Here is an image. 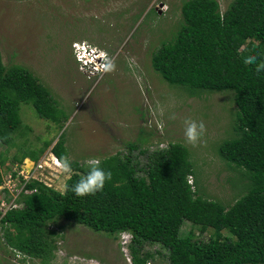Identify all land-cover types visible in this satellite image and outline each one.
<instances>
[{
    "label": "trees",
    "instance_id": "obj_1",
    "mask_svg": "<svg viewBox=\"0 0 264 264\" xmlns=\"http://www.w3.org/2000/svg\"><path fill=\"white\" fill-rule=\"evenodd\" d=\"M181 16L172 39L152 53L151 66L167 83L185 86L193 96L233 93V136L217 151L234 165H222L221 171L237 167L249 173L246 188L228 204L207 198L188 146L169 142L140 166L132 151L146 149L128 142L127 154L99 160L111 179L95 194L77 196L70 190L89 167L74 160L63 191L29 179L25 188L32 192H22L21 206L0 217L13 259L36 257L43 264L55 248L57 232L49 225L65 219L114 237L130 232L132 264H148L158 251L146 247L155 244L166 250L169 264H264V72L255 71V63L264 60V0H231L224 10L218 0H185ZM247 54H256L257 60L245 63ZM22 103L56 124L65 118L41 80L21 65H5L0 52V143H12L22 126ZM51 143L16 159L38 160ZM65 144L60 135L52 146L60 160L68 153ZM185 223L188 230L182 229ZM208 230V238L201 237Z\"/></svg>",
    "mask_w": 264,
    "mask_h": 264
},
{
    "label": "rangeland",
    "instance_id": "obj_2",
    "mask_svg": "<svg viewBox=\"0 0 264 264\" xmlns=\"http://www.w3.org/2000/svg\"><path fill=\"white\" fill-rule=\"evenodd\" d=\"M184 1L0 0L3 63L21 65L37 76L65 114L56 124L40 118L30 103H22V126L13 133L12 143H0V159H4L0 167L20 162L16 158L60 135L67 143L69 160L88 165L116 152L127 154L128 142H140L145 152L133 150L132 155L144 166L153 151L167 148L169 142H181L188 146L198 180L204 183L202 194L223 204L235 201L246 188L249 173L237 167L232 172L221 171L222 165H234L217 151L221 142L233 136V93L206 91L193 96L185 86L167 83L151 66L152 53L179 28ZM230 1L218 0L221 10ZM74 42L108 54L101 74L80 67L73 54ZM187 118L205 124L195 146L184 135ZM46 155L47 148L36 162L44 164V169L38 171L32 163H25L24 169L31 171L29 176L63 191L73 171L54 170ZM13 194L7 196L9 204H14L16 192ZM182 227L188 230L190 224ZM49 229L57 232L55 248L43 264H132L120 235L95 232L65 219L51 223ZM194 232L199 233L197 228ZM209 233L201 237L208 238ZM2 235L0 228V264H40L36 257L13 259L14 249L5 244ZM146 249L158 251L148 264H169L166 250L159 245Z\"/></svg>",
    "mask_w": 264,
    "mask_h": 264
},
{
    "label": "clouds",
    "instance_id": "obj_3",
    "mask_svg": "<svg viewBox=\"0 0 264 264\" xmlns=\"http://www.w3.org/2000/svg\"><path fill=\"white\" fill-rule=\"evenodd\" d=\"M72 47H73V54L76 57L75 55L76 50L74 49V45ZM92 49L95 51V53H97V56H93L92 54H90ZM96 50L97 49H94L89 45L80 49V51H82L85 54V57L89 59L88 65H85L86 66L85 70L89 71L91 74H94V75L101 74L103 70H105L106 64H108V58H107L108 54L104 51H101V50L96 51ZM256 60H257L256 54H247L243 56V61L245 63L255 62ZM76 61L77 63L81 64V61H78L77 58H76ZM95 63H98V67L96 69L93 68ZM112 67L113 65L111 64L108 65L109 70H111ZM255 71L257 73L264 72V60H261L259 63H255ZM184 125H185L184 135H185L187 143H190L193 146H195L204 133V130H205L204 122L202 120L198 121L196 119L187 118L184 121ZM54 141L47 148L49 149V156L46 155V157L48 158L49 166H51L54 170L61 167L62 170L65 173H67L72 168V162L69 160L67 156H63L60 160L53 153L52 146L55 143ZM52 157L56 158L58 163L51 162ZM38 160H32L29 157H25L22 159L20 163H17V162L9 163L4 167H0V180H3V183H5L7 177L11 175L12 177H15L19 180L18 184L19 186H21L20 179L22 180V176L18 174L19 167L24 168L25 163H28V161L32 164H35ZM30 179H35V178H30ZM110 179H111V172L102 168L100 166L99 160L93 159L89 161V167L86 173L79 180H77L73 185H71L70 190L77 196L95 194L96 192L101 191L104 188L105 182ZM28 181H26V183H28ZM39 181H42V180H39ZM3 183L0 182V185H3ZM26 183H24L20 192L14 190L16 192V196L14 197V204H10L11 207L5 210L3 214H2V211H0V217H2L7 211L21 206V203L18 200L22 192L24 193L32 192V190H28L25 188ZM8 195L11 198L13 196V194L10 193L6 187H4L3 189L0 188V200L1 198H5L6 201L8 202V199H7ZM124 232H128V231H124ZM121 233L119 234L120 236H121ZM128 233L131 234L130 232ZM131 239H132V234H131Z\"/></svg>",
    "mask_w": 264,
    "mask_h": 264
},
{
    "label": "built area",
    "instance_id": "obj_4",
    "mask_svg": "<svg viewBox=\"0 0 264 264\" xmlns=\"http://www.w3.org/2000/svg\"><path fill=\"white\" fill-rule=\"evenodd\" d=\"M73 45H74V49L76 50V52H75L76 58L78 61H81L80 67L85 69V67H86L85 65H88L89 59L87 57H85V54L82 51H80V49L83 47H86L87 45L79 44L77 42H75ZM90 54H92L93 56H97V53H95V51L93 49L91 50ZM101 64H103V63H101ZM102 66H104V65H102ZM97 67H98V63H95L93 68L96 69ZM51 162L58 163L57 159L54 157H52ZM33 165L35 167L34 169H36L38 171L41 169H44V166H43L44 164H42V163H35ZM30 172H31L30 170H27V169H24L21 167V169L18 170V174L20 176H22V180L20 179L21 186H19V184H18L19 180L17 178L9 175L6 179V182L3 183V185H0V188L3 189L4 187H6L9 190V192L12 194H13L14 190L20 192L24 183H26V181H28L31 177L38 179L36 176H32V175L29 176L28 174H30ZM38 180H40V179H38ZM12 189H13V191H12ZM13 196H14V194H13ZM10 207H11V205L6 201V199L1 198V200H0V211L4 212L5 210H7ZM130 242H131V234H129L128 232H122L121 236H120V244H121L124 251H127V248L129 246Z\"/></svg>",
    "mask_w": 264,
    "mask_h": 264
},
{
    "label": "crops",
    "instance_id": "obj_5",
    "mask_svg": "<svg viewBox=\"0 0 264 264\" xmlns=\"http://www.w3.org/2000/svg\"><path fill=\"white\" fill-rule=\"evenodd\" d=\"M65 145H66V148H67V143Z\"/></svg>",
    "mask_w": 264,
    "mask_h": 264
},
{
    "label": "bare ground",
    "instance_id": "obj_6",
    "mask_svg": "<svg viewBox=\"0 0 264 264\" xmlns=\"http://www.w3.org/2000/svg\"><path fill=\"white\" fill-rule=\"evenodd\" d=\"M28 163L30 164V162L28 161Z\"/></svg>",
    "mask_w": 264,
    "mask_h": 264
}]
</instances>
